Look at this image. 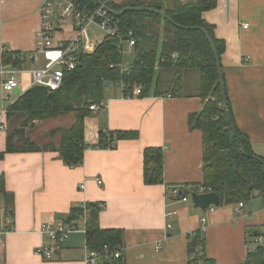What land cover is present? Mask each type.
Returning <instances> with one entry per match:
<instances>
[{"label":"crops","instance_id":"crops-1","mask_svg":"<svg viewBox=\"0 0 264 264\" xmlns=\"http://www.w3.org/2000/svg\"><path fill=\"white\" fill-rule=\"evenodd\" d=\"M43 1L0 0V65L13 71L8 77L19 83L11 93L0 90V153L6 151L8 132L19 130L26 118L23 114L8 118V108L33 87V70L45 64L36 53ZM110 1L124 4L128 0ZM203 17L226 44L221 61L235 125L249 138L254 153L264 158V0H218L216 9ZM87 35L97 47L106 39L94 25ZM74 37L73 25L66 22L54 35V43ZM4 49L22 57L26 54L31 62L22 69L5 65ZM162 77L166 86L170 74L164 72ZM187 79L179 97L124 98L121 88L114 94L107 90L105 109L92 111L85 120L86 144H98L103 129L136 132L138 138L117 141L113 149L87 150L80 167L70 169L54 152L13 153L0 160V176L14 195L12 210L5 209L0 198V264H85V222L78 223L80 232L72 234L52 259L37 251L51 245L40 234L42 225L64 222L73 206L86 203L104 205L99 217L102 229L123 231L119 264H188V236L200 229H204L210 259L217 264H244L256 242L249 232L264 235V196L243 203L237 214L239 204L200 210L194 208L192 195L189 203H183L169 194L177 186L192 191L204 180L203 133L190 123L204 108L198 92L200 74L195 91H184ZM70 116L32 122L26 128L27 138L39 146L57 145L59 137L52 140L50 134L71 127L74 120L65 122ZM16 119L21 124L10 129ZM147 148L163 150L162 184L144 182Z\"/></svg>","mask_w":264,"mask_h":264},{"label":"trees","instance_id":"trees-1","mask_svg":"<svg viewBox=\"0 0 264 264\" xmlns=\"http://www.w3.org/2000/svg\"><path fill=\"white\" fill-rule=\"evenodd\" d=\"M101 1L108 11L122 13L120 17L112 16L120 27V38L107 37L95 52L80 54L75 70L65 71L60 89L52 91L43 86H33L8 108V118L16 114H23L26 118L19 130L8 132L6 151L0 153V160L13 153L54 152L70 169L80 167L87 150L113 149L117 141L138 138L136 132L113 133L103 129L99 133L98 144H86L85 120L92 115L90 107L104 101L108 87L121 88L124 98L179 97L183 93L187 74L197 71L200 74L198 92L204 101V108L190 118V123L193 129L203 133L204 180L183 195L190 197L200 188H205L207 193H214L220 198V205L216 208L248 203L257 196H264V158L254 153L249 138L235 125L228 102L237 135L234 136L231 131L223 107L213 51L204 34L195 30H206L222 57L226 44L215 36L214 27L203 17L204 13L216 9L218 0H128L124 4ZM80 2L91 10L99 7L96 0ZM127 8L164 12L180 27L153 13L125 12ZM129 34L135 40V57L131 68L125 70L119 46L120 39L124 42L130 40ZM27 56L24 54V58L19 53L6 50L3 63H12L15 68L22 69L27 62H31ZM163 72L171 73L165 88H162ZM136 88L140 90L138 96L134 94ZM70 115L74 116L71 127L54 130L50 134L52 140L59 137L57 145L51 142L39 146L27 138L26 128L32 122ZM163 177L162 148H147L144 151L145 184H162ZM0 198L5 209L12 210L14 195L6 190L4 176H0ZM103 209L104 205L99 203L76 205L64 219L69 226H77L85 219L86 247L98 255H104L106 246L113 250L123 246L124 242L122 230L101 228L99 217ZM249 235L255 239L264 237L255 236L252 232ZM255 244L244 264H264V245ZM205 246L204 229L188 236V264H217L206 255ZM121 260L112 258L110 261L101 260L98 264H119Z\"/></svg>","mask_w":264,"mask_h":264},{"label":"built area","instance_id":"built-area-1","mask_svg":"<svg viewBox=\"0 0 264 264\" xmlns=\"http://www.w3.org/2000/svg\"><path fill=\"white\" fill-rule=\"evenodd\" d=\"M66 22L73 25L75 37L67 43L56 45L54 43V35ZM92 25L98 27L105 34V37L120 38L118 22L114 21L104 7L91 10L83 5L80 0L43 1L41 7V28L37 34L36 53L42 55L45 64L43 67L33 70V86H43L52 91L60 89L64 81L65 71L71 72L75 70L79 55L95 52L97 45L94 42H90L87 35L88 28ZM244 28H248V25L245 24ZM129 38L130 40L127 42L120 39L119 49L121 53H125L126 48L128 50L134 48L135 40L132 38V34H129ZM35 61H38V58H35ZM5 68L2 64L0 65V90L5 93H11L19 87V83L15 79L8 77L13 71ZM134 94L136 96L140 95V90L136 88ZM104 107L105 104L102 102L100 105H92L90 110L95 112ZM97 183L100 186L103 185L101 179H97ZM183 192H187V189L177 186L170 191V195L178 201L189 203L191 196H184ZM205 193H207L205 188H200L197 194ZM243 207L244 204L240 203L236 213L240 214ZM83 222H85V219H83ZM202 222H205V218L202 219ZM168 228L171 229L172 227L169 225ZM83 231L85 233V230ZM78 232L80 231L77 226H69L63 221L42 225L40 234L47 236L51 241V245L41 246L37 251L38 254L45 256L46 259H52L57 249L56 246H61L72 234ZM256 243L264 245V237H258ZM123 251L124 248L122 246L113 250L106 246L103 252L104 255H98L86 247L83 260L85 264H98L101 260L121 259Z\"/></svg>","mask_w":264,"mask_h":264},{"label":"water","instance_id":"water-1","mask_svg":"<svg viewBox=\"0 0 264 264\" xmlns=\"http://www.w3.org/2000/svg\"><path fill=\"white\" fill-rule=\"evenodd\" d=\"M96 1H97L98 5L103 6V2L101 0H96ZM140 11L156 14V15L162 17L164 20H167L171 24H173L177 27H180L179 25H176L175 22L170 17H168L166 13L158 11V10L147 9V8H143V9L127 8L125 10V12H140ZM110 12H111V14H113L116 17H120L122 15V13H117V12H113V11H110ZM195 30H199L204 34V36L206 37V39H207V41H208V43L211 46V49L213 51V54H214V57L216 60L218 75H219V83H220V87L222 90L223 107H224V110H225V113L227 116V120H228L229 125H230V129L233 132L234 136H236L237 135L236 129L233 125L229 106H228V97H227V92H226V87H225V82H224V73H223V69H222V61H221V57L219 55L218 49H217L216 44H215L214 40L212 39L211 35L206 30L200 29V28H197ZM106 85L108 86L109 84L107 83ZM192 202H193L195 209L208 210L212 206L218 207L220 205V198L214 193H205V194L192 193Z\"/></svg>","mask_w":264,"mask_h":264},{"label":"rangeland","instance_id":"rangeland-1","mask_svg":"<svg viewBox=\"0 0 264 264\" xmlns=\"http://www.w3.org/2000/svg\"><path fill=\"white\" fill-rule=\"evenodd\" d=\"M99 7H104L107 11H108V8L106 7V4L105 3H103V6H100L99 5ZM98 7V8H99ZM109 13H110V15L111 16H113V14H111V12L110 11H108ZM107 38V37H106ZM123 54V62H122V67L125 69V70H129L130 68H131V65H132V63H133V60H134V57H135V52H134V50L132 49V50H128L127 48H126V52L125 53H122ZM166 73V72H165ZM169 74H170V78H171V73L170 72H168ZM162 75H164V72L162 73ZM197 75H199V73L197 72V71H191L187 76H186V78H188L187 80L188 81H186L187 82V88L184 90V91H190V89H191V91H195L196 90V84L197 83H199V81L198 80H196V77H197ZM190 77V78H189ZM162 78H164V77H162ZM169 78V79H170ZM168 79V80H169ZM167 80V81H168ZM162 88H165V85L164 84H162ZM107 90H109V93H111V94H114L115 92H120V89L118 88V87H114V86H112V87H108V89ZM69 119H72V120H74V117L73 116H70V118H66V120H65V122L66 121H68ZM16 124H21V122H17V119L12 123V125H11V128L10 129H14L15 127H16ZM69 240V239H68ZM68 240L64 243V245L68 242ZM256 242H254L253 243V245H252V247H255L256 246V244H255ZM63 245V244H62ZM61 245V246H62ZM86 246V245H85ZM57 247V249L55 250V253H54V255L56 254V252H57V250L60 248V246H56ZM124 252V251H123ZM54 255H53V257H54ZM52 257V258H53Z\"/></svg>","mask_w":264,"mask_h":264}]
</instances>
